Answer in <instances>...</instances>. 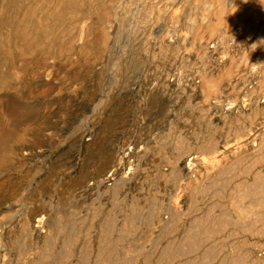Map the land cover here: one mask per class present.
I'll list each match as a JSON object with an SVG mask.
<instances>
[{"label":"bare ground","instance_id":"obj_1","mask_svg":"<svg viewBox=\"0 0 264 264\" xmlns=\"http://www.w3.org/2000/svg\"><path fill=\"white\" fill-rule=\"evenodd\" d=\"M90 199L102 254L264 264V0H0V264Z\"/></svg>","mask_w":264,"mask_h":264},{"label":"rangeland","instance_id":"obj_2","mask_svg":"<svg viewBox=\"0 0 264 264\" xmlns=\"http://www.w3.org/2000/svg\"><path fill=\"white\" fill-rule=\"evenodd\" d=\"M248 179H249V181L250 180L252 181L251 177H248ZM110 194L113 195L112 192H110ZM211 199H209V203H212V202L215 203L216 200H219V199L223 200V201L226 200L227 196L224 197V196L216 195V196H213V198H211ZM97 200L90 199V201L87 200L84 203H80L79 205H77L74 202H69L68 203L69 206L67 204V209L69 208V210H67V209L65 210V212H64L65 215H64V218L62 219V221L55 219L56 221L54 222L55 224L62 223L61 227L58 228V230H57L58 232L56 231L57 233H59L60 230L62 231L58 245H53L50 241L47 242L48 244H42V245L40 244V246H38L39 248H36V246H35V249L32 252V254H28L27 257L35 258L36 264H55L56 262H62L63 264H144V258H143L144 253H143V246L142 245H146V244H144V242L141 243L142 241L140 242L138 239H139L140 234H142L143 232L148 230V222L150 221V214H148V212H146V211L143 212V210L136 212V214L133 216L134 219H137V220H134V221H137L136 223H134V227L135 226L137 227V228L135 227L136 229L134 230V232L132 231L133 233H130L129 235L122 236V241H120V242L118 241L119 243L117 242L116 245H114V247L111 248L112 251L114 250L113 252L111 250H109L110 253L108 251H106V250H108L106 248H110V247H107V245L105 243H103L101 248L103 250H105L106 253L104 252L102 254V251L97 250L96 240L98 238L99 226L103 222H101V223L96 222L90 228V225H87L89 220L84 219L87 212L93 213V209H91V208L97 207V205L99 203V200L98 201ZM112 201H113V204H112L113 206H108L106 204L105 206H107V207H105V206H104L105 208L102 207L103 209H105V210H103V212H104V214H107V212L110 211V214L114 215V217H117V218L120 217V219H118L117 221L121 222L122 214L125 213V211H127L128 204H127V202L124 203L123 201H119V200H118L117 204H114V199H112ZM172 202H174V203H172V205H175L174 207H180L181 206V202L179 200H176V201L173 200ZM118 203H119V205H118ZM122 205H124V206H122ZM118 206H120V207H118ZM75 207H77L78 210L80 209L79 211L82 210L80 213V216L78 218L76 215H73L74 213H71V212H73V210H76V209H74ZM111 207H113V208H111ZM123 208H125V209H123ZM84 209H86V210H84ZM112 209H114V210H112ZM75 218H77V221L75 220ZM73 220H75L77 222V225L75 227L74 226L72 227V224H74ZM82 220H84V222ZM70 227H72L71 230H70ZM86 229H88V230H86ZM152 231H154V235L158 234L157 229H154ZM67 233H68V235L72 234L71 236H73V238H75V241L77 242V249L71 253H69V251L65 248H62V247L60 248V245L63 244V241L65 239V235H67ZM24 239H25V235L21 234L20 237L18 238V242H19L18 247L19 248L23 245ZM126 244L132 245L133 247L131 246V248H133L132 249L133 251L131 250V252L129 251V253H128L126 250V247L128 245H126ZM161 244L164 246L166 244V241H162ZM48 249H49V251L47 253L46 251Z\"/></svg>","mask_w":264,"mask_h":264}]
</instances>
